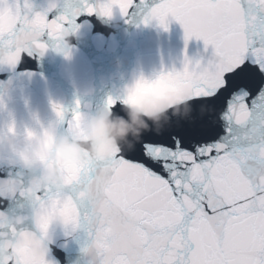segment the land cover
Returning a JSON list of instances; mask_svg holds the SVG:
<instances>
[{
    "label": "snow or ice",
    "instance_id": "1",
    "mask_svg": "<svg viewBox=\"0 0 264 264\" xmlns=\"http://www.w3.org/2000/svg\"><path fill=\"white\" fill-rule=\"evenodd\" d=\"M140 3L146 0H84V11L102 18L119 11L127 21ZM20 6L0 0V19H16L12 30L0 29V65L13 69L25 56L49 51L45 36L59 51L65 25L78 28L66 16L50 21L34 13L31 0H23L31 15ZM170 16L187 39L211 45L213 58L156 79L141 76L123 97H109L106 108L122 104L124 115L138 94L158 90L171 103H189L191 119L174 121L161 134L147 132L131 151L117 149L103 161L85 155L75 166L56 165L61 189L25 185L21 174L0 178V197L30 201L25 220L36 227L11 226L0 212V264H53L52 226L76 231L82 221L93 239L85 250L91 264H264V0H162L143 23L156 20L167 30ZM53 109L63 124L66 109ZM67 128L72 140L88 139L79 111ZM9 131L15 134L14 124ZM56 135L55 127L40 136L27 132L41 147ZM101 175L107 183L99 189Z\"/></svg>",
    "mask_w": 264,
    "mask_h": 264
},
{
    "label": "water",
    "instance_id": "2",
    "mask_svg": "<svg viewBox=\"0 0 264 264\" xmlns=\"http://www.w3.org/2000/svg\"><path fill=\"white\" fill-rule=\"evenodd\" d=\"M161 2L146 0V3L138 4L126 21L119 11H114L111 18L88 16L84 11V0H31L34 13H44L50 21L61 16L73 21L77 29L72 23L65 26L68 32L80 34L81 38H69L73 47L70 56L57 51L54 42L45 36L49 51L43 57L38 54L25 56L14 69L0 65V135L14 124L16 132L24 137L28 131L40 136L44 130L55 127L57 135H66L74 143L89 141L93 136L86 128V140L74 141L68 135L67 121L74 111H79L86 122L101 111L112 113L113 119L121 116L128 120L125 109L124 115H121L122 104H118L113 112L106 108L109 97H123L126 89L141 76L152 80L173 70L182 72L186 63H190V67H195L197 63L206 65L214 56V48L195 37L187 39L183 26L174 17L168 18L167 30L156 20L147 25L143 23L144 17ZM20 3L21 11L23 0ZM89 3L97 4L98 0H89ZM78 11L79 16L76 15ZM84 21H89L92 28L82 30ZM15 26L16 19L12 16L0 19V29L10 31ZM53 104L66 109L63 124L59 122ZM128 105L155 113L165 129L174 121H186L193 115L189 103H171L163 99L158 90L138 94ZM174 112L177 114L174 115ZM241 131L234 129L233 134ZM221 135L224 136L223 130ZM224 138L227 139L226 136ZM52 152H55V159L49 156ZM85 155L89 156L84 152L79 162L66 161L57 150L55 138L41 147L37 172L40 173L42 166L59 169L61 173L56 165L75 166L82 162ZM109 156L91 158L103 161ZM20 172L19 158L0 152V178L8 179ZM0 212L7 217H31V203L20 196L0 197ZM24 227L36 231L31 218L25 220ZM92 244L87 221H82L76 231L56 223L50 230L49 259L53 264H91L93 256L85 250Z\"/></svg>",
    "mask_w": 264,
    "mask_h": 264
},
{
    "label": "clouds",
    "instance_id": "3",
    "mask_svg": "<svg viewBox=\"0 0 264 264\" xmlns=\"http://www.w3.org/2000/svg\"><path fill=\"white\" fill-rule=\"evenodd\" d=\"M30 8L21 7V12L25 15H31ZM7 16V15H6ZM114 17L113 19H115ZM92 24L89 21H84L81 29H91ZM76 36L81 38L80 34L66 32L64 42L61 45L59 52L65 56H70L73 51L70 37ZM127 111L128 120L121 116L113 119L110 112L101 111L92 116L86 122L87 131L93 136L89 141H80L74 143L66 135L56 136L57 150L62 157L70 162H79L82 159L83 153L87 152L93 159L102 156H109L113 151H131L142 136L147 132H155L161 134L165 128L160 123L159 117L151 112L141 109H133L129 105H124ZM174 115L177 113H173ZM151 121V123H149ZM0 152L7 153L19 158L21 166V177L27 184L35 188H45L51 185L54 188L61 189L65 185L64 177L59 169L41 166V171L38 174V156L41 152V146L35 139H29L27 136H21L16 131L15 134L9 131L0 135ZM50 158L55 159V152L49 153ZM107 183V179L97 178V187L102 189ZM24 215H16L7 217V223L17 228L24 227ZM6 243L8 241H5Z\"/></svg>",
    "mask_w": 264,
    "mask_h": 264
}]
</instances>
